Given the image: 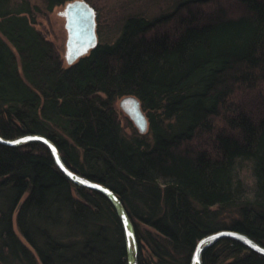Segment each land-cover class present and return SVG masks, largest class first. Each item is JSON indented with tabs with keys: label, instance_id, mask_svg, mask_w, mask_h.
Here are the masks:
<instances>
[{
	"label": "trees",
	"instance_id": "16d2710c",
	"mask_svg": "<svg viewBox=\"0 0 264 264\" xmlns=\"http://www.w3.org/2000/svg\"><path fill=\"white\" fill-rule=\"evenodd\" d=\"M220 1L130 14L115 40L64 66L35 6L0 0V136H47L68 168L110 188L137 264H191L196 243L225 228L264 247V0ZM122 96L146 112L148 136L124 135ZM0 264H127L111 202L72 183L38 141L0 143ZM201 264L264 256L222 238Z\"/></svg>",
	"mask_w": 264,
	"mask_h": 264
},
{
	"label": "water",
	"instance_id": "95a60500",
	"mask_svg": "<svg viewBox=\"0 0 264 264\" xmlns=\"http://www.w3.org/2000/svg\"><path fill=\"white\" fill-rule=\"evenodd\" d=\"M65 20L68 32L66 58L70 63L86 54V52L96 43L95 21L91 9H89L83 2L79 1L69 2L67 4ZM127 102H129L128 105H125L127 112L132 116L139 130H145L146 119L139 108L138 101L136 98L132 97ZM30 141H38L44 144L48 148L56 166L72 183L81 187L97 190L106 196L113 205L122 225L127 248V264H137V247L132 222L126 213L122 202L110 188L68 168L64 164L55 144L47 136L42 134H26L13 139H6L0 136V143L10 146H16ZM222 238L235 240L245 248L264 256L263 246L241 232L225 228L205 235L196 243L191 258V264H201L202 252Z\"/></svg>",
	"mask_w": 264,
	"mask_h": 264
},
{
	"label": "rangeland",
	"instance_id": "374dc122",
	"mask_svg": "<svg viewBox=\"0 0 264 264\" xmlns=\"http://www.w3.org/2000/svg\"><path fill=\"white\" fill-rule=\"evenodd\" d=\"M19 2L21 0H13ZM34 9L35 26L50 39L56 46L60 57L63 59L64 66H68L67 60V39L68 32L66 28L65 10L69 2H83L93 13L95 21V34L97 42H112L118 36L120 27L126 16L130 14L143 15L146 18H154L162 13H167L175 7L181 0H72L64 4L55 6L52 10H46L41 0H27ZM219 4L224 5L221 0ZM227 4V3H225ZM236 9L233 3L227 4L226 10L234 11ZM210 8H202V12ZM172 26L168 30H172ZM88 53V51L86 52ZM132 96H122L115 100L114 106L118 112L124 135L128 138L132 136L147 135L149 131L148 118L146 119L145 130H139L132 116L127 112V102ZM237 102V99H234ZM148 136V135H147ZM20 238L23 237L15 229ZM25 242V241H24Z\"/></svg>",
	"mask_w": 264,
	"mask_h": 264
}]
</instances>
